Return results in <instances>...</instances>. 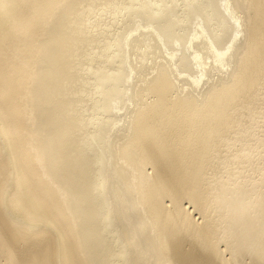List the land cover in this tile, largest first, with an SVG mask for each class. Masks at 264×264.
Listing matches in <instances>:
<instances>
[{"label": "bare ground", "instance_id": "bare-ground-1", "mask_svg": "<svg viewBox=\"0 0 264 264\" xmlns=\"http://www.w3.org/2000/svg\"><path fill=\"white\" fill-rule=\"evenodd\" d=\"M0 264H264V0H0Z\"/></svg>", "mask_w": 264, "mask_h": 264}]
</instances>
